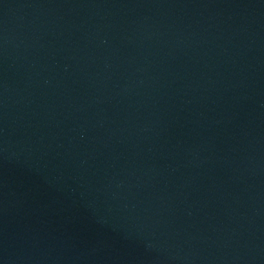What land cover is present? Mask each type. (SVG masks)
<instances>
[{"label":"water","instance_id":"1","mask_svg":"<svg viewBox=\"0 0 264 264\" xmlns=\"http://www.w3.org/2000/svg\"><path fill=\"white\" fill-rule=\"evenodd\" d=\"M258 0H0V164L157 81Z\"/></svg>","mask_w":264,"mask_h":264}]
</instances>
